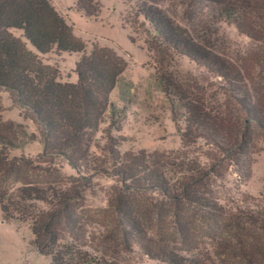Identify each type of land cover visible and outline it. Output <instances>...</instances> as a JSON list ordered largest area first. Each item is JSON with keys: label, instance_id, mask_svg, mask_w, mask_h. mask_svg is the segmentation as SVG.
I'll use <instances>...</instances> for the list:
<instances>
[{"label": "trees", "instance_id": "obj_1", "mask_svg": "<svg viewBox=\"0 0 264 264\" xmlns=\"http://www.w3.org/2000/svg\"><path fill=\"white\" fill-rule=\"evenodd\" d=\"M92 3L79 1L90 15L97 10ZM137 12L153 29L150 51L163 59L187 58L220 78L226 93L243 107L245 120L264 132V0H139ZM224 25L234 26L256 47L242 65L207 50L220 40ZM86 48L50 0H0V100L7 92L21 117L35 127V133H29L25 124L0 120V209L5 220L29 223L34 244L51 258V264H113L112 259L99 262L83 251L78 236L86 232L80 230L82 221L75 216L77 179L107 177L125 191L188 205L181 219L171 220L170 213L164 214L165 234L146 229L137 214L131 216L136 211L118 206L123 216L118 228L128 246L133 244L144 259L157 264H264V244L256 239L249 244L238 240L239 256L235 246L221 243L225 231L230 235L246 224H258L261 218L264 222V207L254 214L235 204L226 207L213 197L211 188L227 175H234L239 188L253 176L256 151L234 136L228 113L197 103L159 69L157 80L183 146L206 142L212 148L207 153L212 163L203 164L179 152H122L126 139L116 134L122 131L124 118L111 93L128 63L110 47L94 46L88 56ZM64 53L83 55L75 68L77 83L63 82L59 70L43 61ZM249 68L248 76L243 75ZM36 140L43 144L39 156L14 155ZM221 163L226 168L223 172ZM64 171L72 172L69 178L75 182H68ZM153 210L148 202L137 204V213L143 217H150ZM212 215L214 224L208 225ZM212 226L218 229L210 230ZM196 232L199 237L216 238L213 243L210 236L213 257L194 255V248L202 243L193 236ZM191 236L196 246L189 244L194 248L184 240ZM180 238L179 249L172 247Z\"/></svg>", "mask_w": 264, "mask_h": 264}, {"label": "rangeland", "instance_id": "obj_2", "mask_svg": "<svg viewBox=\"0 0 264 264\" xmlns=\"http://www.w3.org/2000/svg\"><path fill=\"white\" fill-rule=\"evenodd\" d=\"M50 1L73 27L74 34L87 44L85 55L88 56L94 46L110 47L128 63L119 84L111 93L112 102L119 111H122L124 118L121 123L122 131L116 134L126 139L120 147L122 152H179L182 156L194 158L203 164L212 163L207 156L212 148L206 142L191 143L189 148L183 146L172 118L170 105L157 80L160 69L167 77L182 86L197 103L202 102L213 110L226 111L236 130L234 136L240 138V141L244 140L245 146L248 144L256 151L253 176L247 185L239 188L234 181V175H227L211 188L213 197L221 199L220 202L226 207L233 208L235 204L254 214L261 211L264 207V132H260L245 120L243 107L226 93L227 89L220 78L205 73L203 68L187 58L170 55L163 59L150 51L148 42L151 40L153 29L143 17L137 15L139 0H93L92 9L97 10L96 13L91 12V15L80 7V0ZM254 49L256 47L231 25H224L220 31V40L207 46L208 51L214 53L218 51L222 59H233L239 64L249 54L251 55L250 52ZM82 57L81 54L64 53L61 56L52 54L44 57L43 61L59 70L63 82L77 83L78 75L75 68ZM249 72L250 68L244 70L243 75L248 76ZM0 106L1 122L22 123L28 127L29 133H35L33 123L21 117L20 109L12 104L7 92L1 94ZM42 151L43 144L36 140L21 150H16L14 155L37 157ZM221 164L223 172L226 168L223 163ZM230 171L231 169L228 172L226 170L225 173ZM70 176L73 177L74 174L70 171L63 172V177L68 182H75V178L70 180ZM76 184L79 195L76 200L75 216L79 222L82 221L83 229L80 230L86 232L82 238L79 234L78 243L83 251L99 262L105 258L112 259L113 264H157L144 259L133 244L129 247L125 242L124 233L118 228V222L123 217L117 210L118 206L127 207V211H136L131 214L132 217L137 214L146 229H155L162 234L168 233L164 214L170 213L168 217L171 220L181 219L182 213H185L184 209L188 206L186 202L178 206L177 203L165 202L153 195L125 191L121 185L107 177L77 179ZM118 196L123 198L121 202H118ZM110 202H113L112 206ZM139 202H148L154 208L155 211H152L150 217L149 215L143 217L142 213L140 215L137 213ZM141 216L143 218H140ZM213 218L214 215L206 223L214 224ZM262 220L258 224H246L241 231L231 232L230 235L221 227L220 231H225L222 246L228 248L235 246L234 253L239 256L241 248L236 243L238 240L249 244L256 239V242L264 244ZM220 223L218 221L219 225ZM209 229L218 227L212 226ZM196 233L197 235H193L196 241L202 242L199 247L194 248L189 244H194L193 236L186 237L185 243L194 248V255L198 254L203 258L213 257L214 247L210 244L212 235L205 238L201 235L199 237L198 232ZM181 239L172 243V247L179 249ZM212 239L213 243H216V238ZM191 255L188 254L186 257L191 258L193 256ZM238 260L242 262V259ZM212 261L218 263L217 259ZM0 264H51V258L43 255L34 244L30 224L18 219L5 220L1 209Z\"/></svg>", "mask_w": 264, "mask_h": 264}]
</instances>
